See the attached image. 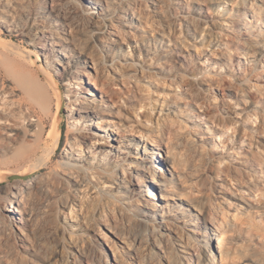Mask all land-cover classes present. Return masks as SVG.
<instances>
[{
  "label": "rangeland",
  "instance_id": "1",
  "mask_svg": "<svg viewBox=\"0 0 264 264\" xmlns=\"http://www.w3.org/2000/svg\"><path fill=\"white\" fill-rule=\"evenodd\" d=\"M42 1L23 0L22 5L25 11L32 12L39 9ZM51 1L65 12L72 24L70 35L79 45L75 55L83 53L88 65H94L96 70L79 65L67 50L59 46L52 48L49 38L34 40L35 27L30 20L25 22L29 36L9 32L4 23L10 17L0 13V109L22 130L32 129L30 122L44 127L43 135L18 140L13 150L0 156V176L3 177L0 182V264H197V255L191 263L184 260L175 237L162 243V250L144 243L138 245L134 238L139 223L128 211L121 190L114 184L116 179L123 178L122 165L127 169L126 178L132 180L127 172L130 162L138 156L137 145L139 150L143 146L140 139L148 128L144 123L154 122L156 113L162 109L163 116L174 119L183 132L178 148L180 179L176 190L191 195L194 203L214 214L218 224L229 228L228 264H264V197H254L247 189L255 179L264 180V165L253 162L260 169H252L238 164V153L242 149L245 152L250 149L249 152L255 155L264 153V43L254 45L256 38L262 35L264 38V0H255L254 4L253 0H225L227 4L223 3L224 0H189L183 6L175 5L172 0H101L102 14L93 9L90 0ZM202 9L208 24L198 19L202 16ZM181 16L190 19L188 21L193 23L195 32L184 23L179 25ZM230 20H244L249 34L239 44L231 43V50L227 52V47L216 44L214 36L220 34L222 22ZM111 21L119 31L131 30L140 40V46L134 42L130 48L123 45V53L128 57L143 60L145 49L162 52L174 45L181 48L178 51L181 50L185 58L161 56L157 64L162 63V66L156 74L144 65V73L138 71L135 75L121 65L122 61L110 67L111 57L100 40V33ZM126 22L131 27L124 26ZM132 24L136 27L132 28ZM67 30L69 33L68 27ZM129 37H133L132 34ZM211 51L215 52L214 56ZM70 60L73 69L77 70L74 76L79 84L74 83V79L68 84L58 75V64ZM200 67L207 77L195 82L198 94L194 101H187L184 96L188 82L185 81L186 86H183L180 79L185 77L193 83L194 74ZM84 71L97 76L107 86L110 94L109 99H105L109 108L98 107L101 99L97 89L91 88L93 96L87 94L89 84ZM31 78L47 95L46 101L31 94L23 84L26 79L32 81ZM94 99L98 102L88 103ZM79 104L105 111L99 116L94 115L92 123L85 122L81 117L83 114L75 112ZM216 109L219 114L214 125L210 122L204 125L205 120L196 117L198 112L209 110L213 113ZM252 109L258 110L261 117L256 118ZM238 113L253 116L252 125L245 133L239 134V126H232L217 136L211 130L204 132L207 126L213 130L221 128V120L235 121ZM56 118L60 120L62 135L55 155L46 167L29 170L24 176L30 177L18 179L37 183L25 203L28 222L19 229L12 218L4 216L10 214L5 210L10 208L5 190L18 181L9 180L8 177L16 173L7 171L31 168L32 163L29 159L17 158L13 152L20 148L21 141L36 152L32 160L50 151L54 142L49 132ZM97 125L108 126L107 129L119 128L125 138L123 147L113 146L103 139L95 140L96 133L103 134ZM78 141L80 146L74 149L75 158L91 159L93 156L92 173L100 168V171L103 169L112 174L95 170L100 179L95 177L92 181L88 173L69 171L64 164L67 154L72 153L69 145L78 144ZM106 149L113 150L110 163L98 161ZM155 152H159L158 148ZM221 157H228L230 163L218 162ZM235 167H239L240 173ZM76 180L81 186L76 185ZM133 183L136 185L137 179ZM242 199L250 200L255 204L254 208L246 209ZM76 200L78 204L71 212L67 207ZM184 210V217L191 216L189 209L184 207ZM15 216H19L18 213ZM240 218L242 222L238 221ZM180 226V234L191 236V232ZM198 228L204 232L202 226ZM207 235L193 234L201 239L198 254L204 256L209 244L216 264H220L219 234L211 240L209 232ZM126 245L130 248L140 246L139 261L127 258Z\"/></svg>",
  "mask_w": 264,
  "mask_h": 264
},
{
  "label": "bare ground",
  "instance_id": "2",
  "mask_svg": "<svg viewBox=\"0 0 264 264\" xmlns=\"http://www.w3.org/2000/svg\"><path fill=\"white\" fill-rule=\"evenodd\" d=\"M12 1H14V4H17V5L9 4L8 0H0V13L3 14L4 16L6 15L10 17L4 23L5 26L8 28L9 32L16 33L18 36H29L28 30H26V23L28 20H30L32 21L33 26L35 27V30H34L35 39L34 40L36 39L42 40L44 38H49L52 40V43H51L52 48L59 46L61 47V49L67 50L70 53L69 56L71 57L73 56L76 59V62L79 63V65H82V64H84L85 66L88 65V62L84 58L85 56L82 55L83 53H80L78 56L75 55V52L79 49V45L76 44L75 38L72 35H70V32L72 30V27H71L72 24L69 23V20L67 19L65 15V12L61 9H58L54 5L53 1L43 0L40 3L39 9L36 11H32V12L25 11V8L22 5L23 0H12ZM172 1H175L176 4L175 3L174 4L179 5V6H183V4L187 3V1L189 2V0H172ZM254 2L255 0H253L252 4H254ZM90 3H92L93 9L100 10V12L98 13L102 14L103 2L101 0H90ZM223 3L227 4V1L224 0ZM23 15H24V18L22 17ZM201 15L202 16L198 18L199 21H203V22L205 21V23L208 24V21L204 20V18H207V17L205 16L203 9H202ZM131 16L132 18L139 20L134 15H131ZM122 18L124 17L122 16ZM23 19L26 21H24ZM182 19H179V20L177 19L179 22V25L181 26L184 23V25H186L188 29L192 28V30L194 29V32H195L194 25L192 26L193 23L191 24L188 21L190 19H187L186 16L183 17ZM243 21L241 20H230L229 22L223 21L222 22L223 24L219 26L221 31H218V32H220V34L217 32L218 36H214V38H216V41H217L216 44L227 47L226 49L228 52L231 50L230 49L231 43L239 44L241 40H245L244 39L245 36H247L249 33ZM190 22H192V19ZM110 23L111 24H106L105 26L103 25L104 28L102 32L100 31L101 32L100 34L102 36L100 40H102V42L104 43V47L109 52V56L111 57L110 67L115 65L117 61H122L123 64L121 65L127 70L131 71L135 75L138 74V71H140L141 73H144V65L149 66V69L153 71V73L156 74L160 66H162L161 65L162 63H159L160 65L157 64L158 63L157 61H159L161 56L176 57V58L178 57L181 58L185 56V54H183L181 50L178 51V49H181V48L177 46L174 47L173 45V47L171 46V48L163 49L162 52H157V50L154 52L153 49L151 48L145 49L146 54H145V57H143V60H141V57L140 59L139 58L133 59L131 57H128L125 53H123V49H122L123 45H126L128 48H130L133 42L136 45H139L140 40L137 39V37H135V35L132 32H130L131 30H124L123 32H121L117 29L113 21H111ZM124 26L131 27L129 26L127 22L124 23ZM67 27L69 29V33L66 32L68 31ZM133 27H136V26L132 24V28ZM206 28H204V31ZM210 29L212 30V28ZM129 34L130 35L132 34L133 37H129ZM167 39L170 43H172V39L170 38V36H167ZM263 43H264V38L262 35V37L256 38L254 45L262 46ZM175 48L177 49V51ZM225 51L226 50H224V52ZM214 53L215 52H212L211 56H214L213 55ZM72 60L66 63L64 62V63L58 64L60 66V69H58V75L62 78L63 81H67L68 84H71L72 83L71 80L73 79H74L73 80L74 83L79 84L77 80L78 78L74 76V74L77 73V70L73 69L74 64L72 65ZM214 64H218V62H214ZM89 66L93 70H96L94 68V65H88V67ZM78 68H81V67H78ZM197 70L198 71L196 72V74H194L195 79L192 80L193 83H190L191 81H187L185 77L184 78L182 77L180 79L181 84H183V86H186L185 81L188 82L187 89L186 90L184 89L185 95H186L184 96V99L187 101H189V99L191 101H194L196 94H198L195 91L196 90L195 82L199 83L202 79H205V77H207L203 74V67H200ZM83 75H84V78L88 81V84L90 87V88L88 87L87 94L93 96L91 93L92 92L91 88L97 89L100 92V99H101L99 102L101 105H99L98 107H102L101 109L109 108L110 105L106 99H109L110 91L108 90L107 86L103 82H101L99 79H97V76L91 73H86L84 71ZM27 79L23 83L27 87V90L30 91L31 94L33 93L37 97H40L41 101H46L48 99L46 97L47 95L45 96V93L41 91V89L39 88V85L35 83L36 81H33L34 79L32 78H31L32 81L31 80L29 81ZM105 97L107 98L105 99ZM96 102L98 101L94 99V100H89L88 103L95 104ZM60 106H61V102L59 100L58 108H60ZM167 106L170 107L171 104L170 105L167 104ZM161 107L163 106L161 105ZM101 109L93 108V106H82L79 104V107L76 109L75 112L79 114H83L81 115V117L82 119H84L85 122L92 123L94 115L99 116L103 114L102 111L103 112L105 111ZM226 109L228 110V112L231 111L230 108H226ZM162 111L163 109L160 112L156 113L157 117L154 122L145 121L144 123L148 128L146 129L145 133L140 139L143 146H141V150H139L138 149L139 144L137 145L138 148L136 147V149L138 150L137 152L138 156L137 158H135L136 160L130 162L131 165L129 167V172H127L129 176H132V180L129 178L128 180L126 178L125 171L127 169L125 168V166L122 165L121 170L123 171V178L120 177L116 179V182H114L116 187H118L117 189L121 190L120 192L122 193V201H124V203L127 205L128 211L133 215V217L137 219L139 223V231L137 232L134 238V241L138 245H142V243H144L146 245H152L156 247L158 250H162L163 248L162 243H166L169 241V239H171L172 237H175L178 240L177 244L180 247V251L183 253V258L184 260L188 261V263L189 262L191 263L194 260L195 255H197L198 256L197 264H216V257L215 255L211 254L209 250V246H210L209 244H208V249H205L206 253L204 254V256H199L198 253H199V247L201 245V239H199V237L193 236V234L200 235L201 237H207L208 236L207 233L209 232L210 233L209 240L213 239L215 235L219 234L218 244H219V249H220V257H221L220 264H228L227 259L229 257V251L227 249V244H228V234L230 231L229 228L218 224L217 219L214 216V214L212 212L206 211L203 208L199 207L197 203H194V199L192 198L191 195H189L188 193L178 192L175 188L178 179H180V174H178L179 172L177 171L178 169V148H179V140L183 136V132H182L181 126H179L176 123V121H174V119L164 117ZM252 111L254 112L253 115H255L256 118L261 117V115H259L258 110L252 109ZM218 114H219L218 109H216L213 113H211L209 110H206V111L198 112L196 117L199 120H205V123H203L204 125L206 124L209 125L208 122H210L211 125L212 124L214 125L215 120L218 117ZM192 117H195V116L193 115ZM235 117L237 118V119L235 118L236 119L235 121L234 120H230V121L221 120L222 127L215 129V130H213V128L211 129V126H207V129L204 130V132L209 133V131L211 130L212 133H214L217 136L220 134L221 135L224 134L225 133L224 130L228 128H233V127L237 128V126H239V129H238L239 134L241 132L245 133L248 129L247 127H250L252 125L253 116L238 113L235 115ZM56 119L57 120H55L49 132V137L54 142V147L50 151L47 150L38 159L34 158L32 160V157L35 156L36 152H34V150L31 149L30 146H28L29 144L24 145L26 143H23V141H21L22 143L21 142L19 143L21 144L19 145L20 148H17L13 153L16 152L15 156L17 158H22L21 160L29 159L31 161L30 163H32V166L31 168L24 167L23 169H19V170L16 169L15 171H7L8 173L13 174L14 172L16 173L17 176H24V174H26L29 170H33L35 168H43L49 164L50 160L53 158V156L56 153V150L60 143L61 135H62L60 120L58 118ZM101 122H103V120ZM39 126L40 125L38 124L35 125L34 123L30 122V127H32V129L27 130V131L26 129L22 130V128L18 126L14 122V120H12L10 115L8 116V114L7 115L4 114L3 111H1L0 109V156L1 154L7 153V152L9 153V151L13 150L14 145H16L15 143L18 142V140H23V139L25 140L28 138L32 139V138H36V137L43 135L44 127H39ZM96 127L100 128L99 130L103 132L104 135H107V136H103V134L101 135L99 133H96L95 140L99 142V140L103 139L104 141L106 140L108 143H111L113 146L117 144L118 148L123 147L125 138H124L123 132L119 128L107 129L108 126L98 127V125ZM202 131H203V128L201 132ZM69 146H70V149L72 150V153L67 154L66 161L64 162L67 169L71 171L72 173L76 172L77 174L78 173H85V174L88 173L90 174L92 181L95 180V177H97V179H100L98 175H95L96 173L95 170L100 171V168L95 169L94 170L95 172L93 171L94 174L91 172L93 170L92 168L93 167L92 166L93 156L91 158L92 160L89 159L90 157L89 158L80 157V159L75 158L76 152L74 149L79 148L78 146H80V142L78 141V144L77 142L76 144L73 142ZM155 148H158L159 152H155ZM249 150L246 152L243 149L239 151L238 153L239 160L237 159L238 164L240 166H245V167H249L252 169L258 168L257 166H255L254 163H256V165L257 164L264 165V153L260 155H255V153H251L249 152ZM80 151L81 153H83V149H80ZM112 151L106 149L104 153H102L98 161H101V162L109 161L110 163V159H111L110 156L112 154ZM221 158H222L221 161H218V162L220 163L224 162L226 164L230 163L228 157H221ZM125 162L126 160L123 162L124 165H125ZM235 171L239 172L241 170H239V167H235ZM100 172H105L102 174H106V173L112 174L109 171L107 172L106 170H103V169H101ZM134 179H137L136 185L135 183H133ZM2 180H3V177L0 176V182ZM77 180H76V185L81 186L80 182H78ZM36 185L37 183L32 182L31 180H18L17 182H15L13 185H11L5 190L6 198L10 202V208L9 209L6 208L5 210L6 212H9L10 214H8V216L7 215H4V216L5 218H12L14 220L13 223L17 228L19 227L22 228L26 226L28 222V219H27L28 213L26 210L25 203H26L27 196L31 194V192L36 187ZM222 185L223 184H221L220 186ZM85 187L87 186L85 185ZM247 189L248 191L251 192V194H253L254 197H264V180L262 179L260 181L259 180L257 181L255 179L254 182L248 185ZM77 202L78 201L76 200V202L70 203L67 207L68 210L72 212L74 210L75 205L78 204ZM242 202L246 205L245 206L246 209L254 208L255 204H253L250 200L242 199ZM184 207L187 210L189 209L191 211L192 213L191 216L184 217L185 211H186L184 210ZM237 211H239V209L236 210V212ZM17 213L19 216H15ZM173 219H174V222L172 221ZM238 221L242 222L243 219L240 218L238 219ZM180 225H182L183 229L185 228L186 230L191 232L192 233L191 236L180 234L179 233V229L181 227ZM199 225L203 227L204 232H202V230H197L199 229L198 228ZM126 247H128V250L126 252L127 258L135 260L136 262L139 261L138 249L140 246L133 247V248L131 247L132 249L127 245ZM161 253L163 254V251H161ZM163 255L165 256V254ZM106 262L109 263V260H106Z\"/></svg>",
  "mask_w": 264,
  "mask_h": 264
},
{
  "label": "water",
  "instance_id": "3",
  "mask_svg": "<svg viewBox=\"0 0 264 264\" xmlns=\"http://www.w3.org/2000/svg\"><path fill=\"white\" fill-rule=\"evenodd\" d=\"M30 176L31 175H27V176H17V175H13V176H9L8 179L9 180L27 179Z\"/></svg>",
  "mask_w": 264,
  "mask_h": 264
}]
</instances>
